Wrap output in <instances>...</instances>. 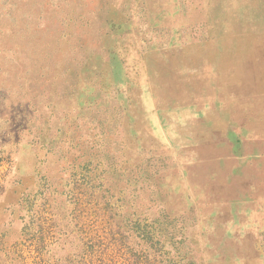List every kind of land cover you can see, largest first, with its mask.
I'll list each match as a JSON object with an SVG mask.
<instances>
[{"label":"rangeland","instance_id":"rangeland-1","mask_svg":"<svg viewBox=\"0 0 264 264\" xmlns=\"http://www.w3.org/2000/svg\"><path fill=\"white\" fill-rule=\"evenodd\" d=\"M259 62L264 0H0V264H264Z\"/></svg>","mask_w":264,"mask_h":264},{"label":"bare ground","instance_id":"bare-ground-1","mask_svg":"<svg viewBox=\"0 0 264 264\" xmlns=\"http://www.w3.org/2000/svg\"><path fill=\"white\" fill-rule=\"evenodd\" d=\"M208 48H214V46H210V47H208ZM213 50H211V51H206L204 54H207V56H206V58H208V57H212V59H207V60H210V61H208L210 64H211V66L212 67H214L215 69H216V72H217V76H216V81H215V83L216 82H220V81H222V82H224L225 84H226V86H230V84L231 83H234V81L235 80H238V78H245V76H247L249 73V71H247V70H245V67L248 65V63H246V65H245V63L243 62V61H241L242 59L241 58H239V57H237V56H235L234 57V59H230V57H229V55H226V56H224V55H220V57L218 58V59H215V58H213V55H215V54H213ZM202 53V52H201ZM196 55V54H195ZM198 55V54H197ZM200 56V55H199ZM203 56V55H202ZM189 57V56H188ZM199 58V57H198ZM189 61V60H188ZM190 63H192V62H190ZM178 64H180V63H178ZM234 67L236 70H234V72L233 73H228V71H227V68L228 67ZM182 67H183V65H182ZM191 68H192V66H191ZM172 70V69H171ZM187 70V69H186ZM254 70H255V73L254 74H257V76H258V79L257 80H259V81H262V77H264V73L260 76L259 74H261V72H264V63H262L261 64V62H259V64L257 65V67L255 66V68H254ZM230 71V70H229ZM168 72V71H167ZM257 72V73H256ZM184 73V72H183ZM186 73V72H185ZM184 73V74H185ZM163 74V73H162ZM256 76V75H255ZM210 85V84H209ZM257 85H261V83L259 84H257ZM185 85H178V87L177 88H183ZM196 86V85H195ZM176 89V88H175ZM216 89V88H215ZM185 91V90H184ZM184 91H181V92H179L178 94L179 95H183L184 94ZM250 93V92H249ZM205 94V93H204ZM203 94V95H204ZM225 95V94H224ZM237 95V94H236ZM244 95V94H243ZM238 96V95H237ZM241 96V95H240ZM250 96V95H249ZM248 96V97H249ZM170 97V96H169ZM232 97V96H231ZM236 100V99H235ZM173 102V101H172ZM220 102V101H219ZM230 103V102H229ZM178 104V103H177ZM206 104V103H205ZM167 105V104H166ZM215 105V104H214ZM171 106V105H170ZM184 106V105H183ZM217 106V105H216ZM251 113L253 114V113H259V111L261 110L260 109V106L258 105V104H252L251 105ZM195 110H198V109H195ZM224 111H226V112H228V110H227V108H225L224 109ZM205 112V111H204ZM211 112V114L209 115V117L210 116H212V111L210 110V111H208L207 113H210ZM229 113V112H228ZM222 114V113H221ZM223 114H225V113H223ZM189 115V114H188ZM204 115V114H203ZM215 116V115H214ZM201 117V116H200ZM228 117V116H227ZM221 118V117H220ZM174 119V118H173ZM227 119V118H226ZM185 120V119H184ZM208 120V119H207ZM214 120V119H213ZM224 120V119H223ZM249 120V119H248ZM187 121V120H186ZM189 122H190V119H189ZM206 122V121H205ZM220 122V121H219ZM226 122V121H225ZM232 122H234V121H232ZM204 123V122H203ZM182 124V123H181ZM194 124V123H193ZM205 124V123H204ZM215 124V123H214ZM228 124V123H227ZM234 124V123H233ZM200 125V124H199ZM195 126V125H194ZM219 126V125H218ZM222 126V125H221ZM191 127V126H190ZM224 128V127H223ZM202 130H203V128H201ZM199 131V130H198ZM210 132V131H209ZM192 134H194V133H192ZM184 136V135H183ZM208 136H209V133H208ZM213 137V136H212ZM187 138V137H186ZM207 138V137H206ZM181 139V138H180ZM184 139V138H183ZM189 140V139H188ZM178 141V140H177ZM185 141H187V139L185 140ZM203 141V140H202ZM220 142V141H219ZM184 144H185V142H184ZM192 144V143H191ZM201 147H205L204 149H202L201 151H200V158L201 159H203V160H205V163H216V162H218V161H220L221 160V154H220V151L217 149V147H211V146H209V145H204V146H201ZM207 147H209V148H207ZM185 148H187V147H185ZM195 151V150H194ZM197 151V150H196ZM226 152V151H225ZM226 154V153H225ZM203 164V163H202ZM196 165V164H195ZM200 165V164H199ZM210 165V164H209ZM224 167H226V166H224ZM196 168V167H195ZM214 168V167H213ZM200 171V170H199ZM217 171V170H216ZM198 174H199V172H198ZM197 175V174H196ZM241 176V175H240ZM203 177V176H202ZM224 177V176H223ZM226 177V176H225ZM236 177V176H235ZM218 178V177H217ZM203 179V178H202ZM225 179V178H224ZM234 179V178H233ZM238 179V178H237ZM219 180H222V179H220L219 178ZM226 180V179H225ZM230 183V182H229ZM210 184V183H209ZM214 184V183H213ZM240 184V183H239ZM230 185V184H229ZM241 185V184H240ZM220 186V185H219ZM228 186V185H227ZM242 186V185H241ZM216 188V187H215ZM214 189V188H213ZM212 189V190H213ZM219 189V188H218ZM222 189V186H221V188H220V190ZM228 190H229V188H228ZM232 193V192H231Z\"/></svg>","mask_w":264,"mask_h":264}]
</instances>
